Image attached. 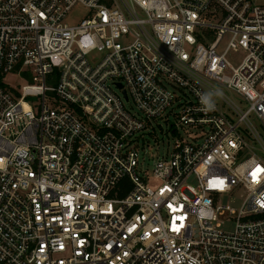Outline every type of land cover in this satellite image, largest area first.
Listing matches in <instances>:
<instances>
[{"label": "built area", "instance_id": "built-area-1", "mask_svg": "<svg viewBox=\"0 0 264 264\" xmlns=\"http://www.w3.org/2000/svg\"><path fill=\"white\" fill-rule=\"evenodd\" d=\"M0 264H264V5L0 0Z\"/></svg>", "mask_w": 264, "mask_h": 264}, {"label": "rangeland", "instance_id": "rangeland-1", "mask_svg": "<svg viewBox=\"0 0 264 264\" xmlns=\"http://www.w3.org/2000/svg\"><path fill=\"white\" fill-rule=\"evenodd\" d=\"M255 1L258 4L264 5V0ZM86 11L87 9L83 6L76 7L69 15L67 22L69 24L79 22ZM231 61L235 65H238L240 62L239 59H235L233 57L231 58ZM4 78L8 87L12 88H18L29 83L26 79L17 77L13 74H8ZM117 92L119 94L122 93L119 90H117ZM125 105L127 108L136 111V113H140L132 101L125 102ZM178 112L179 107L175 105L174 107L167 110L161 117L152 119L147 129L139 132L136 135L135 146L139 152V159L150 169L153 167L154 162H156L158 159L167 158L172 153L173 146L178 135L168 134L167 131L172 123H176L178 121ZM178 133L183 137L187 136L186 128L184 126H180Z\"/></svg>", "mask_w": 264, "mask_h": 264}]
</instances>
